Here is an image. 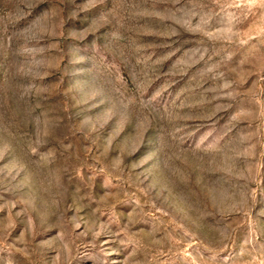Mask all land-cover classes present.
Listing matches in <instances>:
<instances>
[{
	"label": "rangeland",
	"instance_id": "obj_1",
	"mask_svg": "<svg viewBox=\"0 0 264 264\" xmlns=\"http://www.w3.org/2000/svg\"><path fill=\"white\" fill-rule=\"evenodd\" d=\"M0 264H264V0H0Z\"/></svg>",
	"mask_w": 264,
	"mask_h": 264
}]
</instances>
